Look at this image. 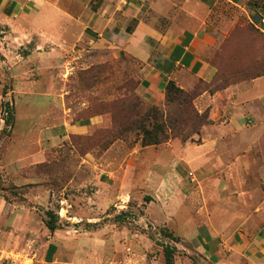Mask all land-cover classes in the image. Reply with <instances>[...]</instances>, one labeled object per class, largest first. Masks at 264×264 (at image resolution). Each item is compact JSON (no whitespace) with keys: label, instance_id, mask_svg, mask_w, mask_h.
<instances>
[{"label":"crops","instance_id":"0c3cea01","mask_svg":"<svg viewBox=\"0 0 264 264\" xmlns=\"http://www.w3.org/2000/svg\"><path fill=\"white\" fill-rule=\"evenodd\" d=\"M230 8L235 15L224 13ZM261 19L264 0H0V24L31 36L38 45L46 38L66 51L89 48L136 61L138 93L153 105L165 101L170 81L185 90L197 81H213L217 69L211 60L235 26L243 20L260 30ZM195 103L212 121L202 130L199 143L172 140L161 146H137L125 159L108 156L111 148L100 159L89 158L86 163L96 171L85 183L93 187L89 200L95 207L77 209L65 199L67 229L105 219L112 206L118 208L115 214L144 206L142 220L169 229L186 245L199 246L211 264H264V197L253 209L246 208L252 214L241 215L233 232H227L230 218L221 213L226 185L205 192L201 200L193 188L187 191L183 186L190 174L202 182L225 178L241 182L248 176L247 155L256 146L254 135H264V75L215 94L205 92ZM73 118L55 126L66 137L109 123L102 116L89 121ZM241 195L242 207H249L252 202L246 201L243 191ZM33 216L27 206L0 198V225L12 222L13 227L24 228ZM62 232L70 231L52 234L43 264L58 262L62 243L69 249L78 243L71 236L62 240L66 236Z\"/></svg>","mask_w":264,"mask_h":264},{"label":"rangeland","instance_id":"374dc122","mask_svg":"<svg viewBox=\"0 0 264 264\" xmlns=\"http://www.w3.org/2000/svg\"><path fill=\"white\" fill-rule=\"evenodd\" d=\"M236 12L233 8L224 11L229 16ZM236 30L245 34L238 36ZM261 35L251 24L240 20L221 46L225 47L228 42L230 58L218 62L235 68H263L264 37ZM44 39V45H38L31 36L0 24V198L18 207L25 205L34 215V220L27 221L24 228H15L12 222L1 223L0 264L21 261L43 264V254L53 234L45 225L50 219L48 212L58 217L59 229L70 231L62 232L66 236L61 239L67 241L71 236L73 242H78L72 249L62 243L59 260L54 264H166L167 246L176 249L174 264H211L200 253L199 246L186 245L179 237L177 240L169 237L164 231L170 232L169 229L142 220L144 206L136 212L120 214H115L118 208L112 206L104 214L105 219L96 223L85 221L81 229H67L66 214L62 210L67 209L65 199L71 200L77 209L95 207L89 200L93 187L85 182L96 170L87 160L100 159L111 148L108 156L125 159L137 146L142 147L136 133L108 145L111 140L105 130L113 127V121L110 114L95 115L100 102L117 99L122 86L136 95L144 110L157 107L167 117L173 112L174 104L165 97L163 103L153 105L139 95L140 69L136 61L89 48L66 51L61 44ZM235 53H242V57L239 59ZM205 86L197 81L186 91L200 92ZM196 100L193 105L199 114L209 116V123L205 125L208 126L212 123L210 115L198 110ZM90 116L107 117L109 123L78 139L66 137L55 127L66 119L89 121ZM205 126L193 133L197 132L196 125H189L185 132L193 134L187 140L175 139L171 127L166 132L171 138L169 142L199 143ZM254 136L256 146L247 155L248 176L241 182H229L226 178L202 182L195 174L183 182L184 189L193 188L199 200L205 192L218 187L222 190L226 185L221 213L230 218L227 232H233L241 215L250 216L252 212L248 210L264 197V178L260 177L264 176V135ZM102 144L107 147L103 148ZM136 184L142 186L143 182L137 180ZM242 191L247 195L246 201L252 202L249 207H242L245 204L241 200Z\"/></svg>","mask_w":264,"mask_h":264},{"label":"trees","instance_id":"16d2710c","mask_svg":"<svg viewBox=\"0 0 264 264\" xmlns=\"http://www.w3.org/2000/svg\"><path fill=\"white\" fill-rule=\"evenodd\" d=\"M254 27V26H253ZM254 29L262 34L264 33L254 27ZM238 36L244 35L242 31L236 30ZM223 45L217 55L211 60V63L216 67L217 74L210 83L200 81L202 85H206L203 91L188 92L179 87L174 81H170L166 87V99L169 103H173V112L165 117V114L157 107H151L144 110L142 104L136 95L130 94L129 90L123 89L121 86L118 98L111 102H100L98 112L95 115L110 114L113 121V127L110 130H105V134L114 143L116 140L127 138L131 133L138 134L141 140V146L151 147L158 146L169 142L171 139L166 132L167 127H171L174 132V138H181L183 140L189 139L191 134L200 132L201 127L209 123V116L207 114H199L193 105L196 100L205 92H212L213 94L223 91L234 84L251 81L264 75L263 68H255L252 70L249 67H232L230 64H222L218 61H225L230 58L228 48ZM239 59L242 53H235ZM235 57V56H232ZM97 108V109H98ZM90 119L92 116L89 117ZM191 125L195 127L197 132L190 135L185 132L186 128ZM72 138H81L79 134H72ZM87 138V137H86ZM102 141V140H101ZM107 143V141H104ZM103 148H106L102 144ZM50 219L45 222L46 227L50 232L54 233L59 229L58 217L53 212L47 214ZM167 232L169 237L176 238L171 232ZM174 251L176 249L169 246L165 247V262L166 264H174Z\"/></svg>","mask_w":264,"mask_h":264},{"label":"built area","instance_id":"2783aa9c","mask_svg":"<svg viewBox=\"0 0 264 264\" xmlns=\"http://www.w3.org/2000/svg\"><path fill=\"white\" fill-rule=\"evenodd\" d=\"M263 25H264V19H261L257 27L264 33V29L262 28Z\"/></svg>","mask_w":264,"mask_h":264}]
</instances>
